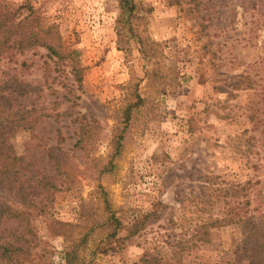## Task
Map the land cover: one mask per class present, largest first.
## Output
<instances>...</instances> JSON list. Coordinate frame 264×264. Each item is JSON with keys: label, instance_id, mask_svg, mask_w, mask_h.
I'll return each instance as SVG.
<instances>
[{"label": "rangeland", "instance_id": "374dc122", "mask_svg": "<svg viewBox=\"0 0 264 264\" xmlns=\"http://www.w3.org/2000/svg\"><path fill=\"white\" fill-rule=\"evenodd\" d=\"M127 1L0 0L22 14L31 6L42 25L54 24L71 62L56 68L41 46L0 55L4 137L33 171L53 176L45 149L61 135L58 145L81 171L42 214L32 211L28 243L15 231L18 222L3 218L0 243L29 246L24 264H64L69 229L55 222L79 225L83 204L102 217L104 192L125 229L106 253L99 252L100 234H90L77 252L81 264H264L252 259L239 225L213 228L208 243L190 239L196 223L229 214L256 223L264 238V0ZM132 90L147 101L114 167L100 169L109 141L85 158L73 147L74 118L92 117L110 133V108L131 101ZM33 106L72 115L10 130L13 111ZM154 209L156 216L128 235L127 227ZM71 230L73 238L83 232Z\"/></svg>", "mask_w": 264, "mask_h": 264}, {"label": "trees", "instance_id": "16d2710c", "mask_svg": "<svg viewBox=\"0 0 264 264\" xmlns=\"http://www.w3.org/2000/svg\"><path fill=\"white\" fill-rule=\"evenodd\" d=\"M121 5L128 3L127 0H119ZM123 8V7H122ZM132 10L133 7L131 6ZM133 11V10H132ZM132 11L128 19L132 16ZM41 46L45 48L50 57L54 58V65L60 68L63 65H71L67 62L68 53L61 43L57 27L52 25L44 26L40 23V18L35 9L27 6L24 14L19 9L7 6L0 2V55L8 50L25 49ZM142 48L146 51L145 43L141 41ZM152 58V56L147 55ZM74 70V77L77 82L81 81L79 70ZM131 101L118 102V105L110 108L109 118L113 121L110 133L92 117L87 115H77L74 121L78 123L77 139L74 143V149L84 151L85 158L91 157L94 147L102 140H108L111 147L107 163L100 169H112L115 158L119 157L123 148V140L129 127L134 126L139 119L141 106L144 107L147 99L141 98L140 94L132 90ZM45 107H30L13 111L11 121H9L10 130H17L19 127L32 130L37 127L42 117H54L58 119L64 115L71 116V112L66 110L63 113L51 109L47 111ZM6 126L0 125V191L5 195H0V219L14 220L18 222L15 231L19 232L20 239L28 243L25 236L34 235V228L31 224L32 211L42 214L45 208L54 199V194L63 189L71 188L78 183L77 175L81 173L74 157L63 150L58 144L63 141L59 135L58 143L45 149L49 159L54 164L55 174L47 176L42 172H35L32 169L31 162L24 156L18 155L8 138L4 137L3 131ZM93 155V154H92ZM93 161L98 158L92 156ZM96 164H94L95 166ZM88 167V163H87ZM104 171V170H103ZM234 190V189H233ZM13 196V201L6 198ZM42 196V199L35 201V196ZM105 215L99 216L96 208L91 204L81 206V220L79 225L71 223L55 222V224L67 227L69 230L64 233L69 242V248L65 251L64 264H81L77 254L81 245L86 244L88 236L97 232L100 234L103 245L99 247V252L106 253L113 247H106L115 238L117 233L125 229L121 220L116 216L115 211L111 209L110 203L102 193ZM38 204L40 205L38 207ZM157 214V209L144 214L139 220H136L130 227H127L128 235H134L144 228L146 220L153 218ZM239 225L243 242L246 245L252 259L260 262L264 259V238L259 233L256 223L249 219L227 215L223 217H208L195 224L190 239L195 242L208 243L211 241V230L226 225ZM75 227H81L83 232L79 237H72V230ZM56 232V231H53ZM110 246V245H108ZM29 254V246L14 245L11 241L0 243V263L1 264H24ZM152 264H170L160 259H153Z\"/></svg>", "mask_w": 264, "mask_h": 264}]
</instances>
